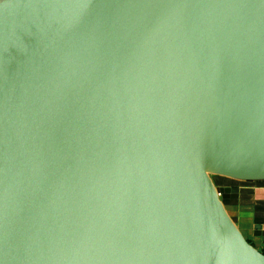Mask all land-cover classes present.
Here are the masks:
<instances>
[{"label": "water", "instance_id": "1", "mask_svg": "<svg viewBox=\"0 0 264 264\" xmlns=\"http://www.w3.org/2000/svg\"><path fill=\"white\" fill-rule=\"evenodd\" d=\"M213 176L264 182V0H0V264H264Z\"/></svg>", "mask_w": 264, "mask_h": 264}, {"label": "crops", "instance_id": "2", "mask_svg": "<svg viewBox=\"0 0 264 264\" xmlns=\"http://www.w3.org/2000/svg\"><path fill=\"white\" fill-rule=\"evenodd\" d=\"M215 185L224 190L225 208L244 238L264 252V182L229 180Z\"/></svg>", "mask_w": 264, "mask_h": 264}, {"label": "rangeland", "instance_id": "3", "mask_svg": "<svg viewBox=\"0 0 264 264\" xmlns=\"http://www.w3.org/2000/svg\"><path fill=\"white\" fill-rule=\"evenodd\" d=\"M212 179H213V182H214V184L215 183H226L227 181L225 180V179H223V178H220V177H212Z\"/></svg>", "mask_w": 264, "mask_h": 264}, {"label": "trees", "instance_id": "4", "mask_svg": "<svg viewBox=\"0 0 264 264\" xmlns=\"http://www.w3.org/2000/svg\"><path fill=\"white\" fill-rule=\"evenodd\" d=\"M223 179H226V178H223ZM227 181H229V179H226ZM219 188V187H218ZM220 189V188H219ZM264 254V252H262Z\"/></svg>", "mask_w": 264, "mask_h": 264}]
</instances>
